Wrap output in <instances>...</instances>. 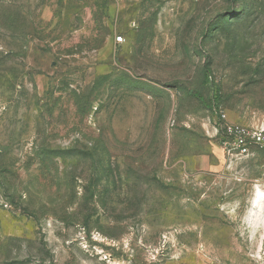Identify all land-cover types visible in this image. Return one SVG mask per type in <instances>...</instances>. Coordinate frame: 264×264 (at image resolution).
I'll list each match as a JSON object with an SVG mask.
<instances>
[{
  "label": "rangeland",
  "instance_id": "obj_1",
  "mask_svg": "<svg viewBox=\"0 0 264 264\" xmlns=\"http://www.w3.org/2000/svg\"><path fill=\"white\" fill-rule=\"evenodd\" d=\"M222 115L264 127V0H0V264H264Z\"/></svg>",
  "mask_w": 264,
  "mask_h": 264
},
{
  "label": "built area",
  "instance_id": "obj_2",
  "mask_svg": "<svg viewBox=\"0 0 264 264\" xmlns=\"http://www.w3.org/2000/svg\"><path fill=\"white\" fill-rule=\"evenodd\" d=\"M118 43L123 37H118ZM220 144L228 158L246 157L259 147H264V127L230 123L222 115L219 127Z\"/></svg>",
  "mask_w": 264,
  "mask_h": 264
},
{
  "label": "trees",
  "instance_id": "obj_3",
  "mask_svg": "<svg viewBox=\"0 0 264 264\" xmlns=\"http://www.w3.org/2000/svg\"><path fill=\"white\" fill-rule=\"evenodd\" d=\"M207 71L210 72V69L208 68ZM194 96H195L198 100H200V101H202V102L205 103L204 98L201 97V95H199L198 93H194Z\"/></svg>",
  "mask_w": 264,
  "mask_h": 264
}]
</instances>
